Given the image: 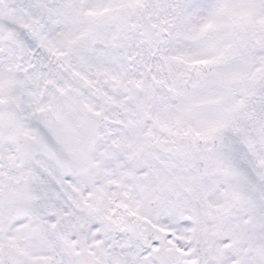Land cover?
I'll list each match as a JSON object with an SVG mask.
<instances>
[{
  "label": "snow or ice",
  "instance_id": "snow-or-ice-1",
  "mask_svg": "<svg viewBox=\"0 0 264 264\" xmlns=\"http://www.w3.org/2000/svg\"><path fill=\"white\" fill-rule=\"evenodd\" d=\"M0 264H264V0H0Z\"/></svg>",
  "mask_w": 264,
  "mask_h": 264
}]
</instances>
